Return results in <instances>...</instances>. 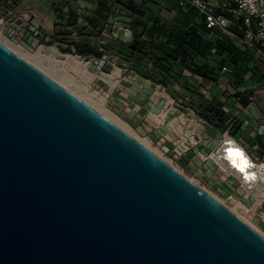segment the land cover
I'll use <instances>...</instances> for the list:
<instances>
[{
	"label": "water",
	"instance_id": "water-1",
	"mask_svg": "<svg viewBox=\"0 0 264 264\" xmlns=\"http://www.w3.org/2000/svg\"><path fill=\"white\" fill-rule=\"evenodd\" d=\"M0 264H264V234L0 39Z\"/></svg>",
	"mask_w": 264,
	"mask_h": 264
},
{
	"label": "rangeland",
	"instance_id": "rangeland-1",
	"mask_svg": "<svg viewBox=\"0 0 264 264\" xmlns=\"http://www.w3.org/2000/svg\"><path fill=\"white\" fill-rule=\"evenodd\" d=\"M77 1L84 4L86 9V12L77 11L76 13L78 29L86 30L92 37L103 40V42L110 40L107 52L99 58L92 55L81 56L74 51H62L57 42L46 43L50 39V29L54 26L53 21L58 19L56 15H65L72 5L76 8L71 0H0V35L2 34V39L22 46L27 52L38 54L41 58L48 57L53 63L64 68L70 78L83 85L86 93L103 103L108 114L122 121L131 135L136 136L145 144L148 143L149 148L157 151L167 162L169 161L184 174L201 186L203 185L215 198H219L227 206H234L235 201L227 198L226 189L223 190L220 178L224 172L228 173L227 178L233 177L232 179L236 177L235 174L223 170L213 161L203 160L199 154L211 150L209 143L212 138H205L197 133V129L205 127L206 122L191 106L193 92L186 91L184 88L186 81L192 79L190 71L187 68L181 70L175 62L169 63L166 58H160L153 74L160 72L163 75L169 74L172 85L168 88L160 83L151 82V78L138 74L133 67L130 68L133 59L128 60V57L132 54L126 51V45L122 46L125 41L132 40V28L124 27L125 23L122 20L124 18L121 17L122 14L118 16L112 0L106 1V4L111 6L109 14L104 18L98 17L97 25L86 26L84 13H91L96 6L95 0ZM140 1L133 0L134 3ZM146 6L149 7L145 15L148 19H155L161 23H171L177 19L178 8L171 0H148ZM114 16H116L115 20ZM40 24H43V30L39 29ZM200 34L204 40L214 39L205 30L200 29ZM41 36L45 41L41 42ZM119 49L122 53L115 56L114 52ZM211 50L210 59L207 60L199 54L193 57L191 53L187 58V63L190 66H194L193 63L204 64L207 61L212 63L207 66L214 69L216 80H207L199 89L209 99H221L220 75L223 71L231 70L232 66L226 51L215 45L211 46ZM125 51L126 56H123ZM142 52L145 51L141 50V56L144 57L147 67L153 68L154 64L148 62V55ZM70 56L80 58L87 63L84 73L68 65ZM250 57L253 58V62L260 65L259 70H264V62L259 61V58L253 54ZM191 58L194 59L192 63ZM248 63L250 64L248 66H246L247 63L244 64L242 69L252 70L251 64L253 63L251 61ZM223 65L229 70L224 69ZM147 67L143 69L146 74L149 72ZM179 74H182V77ZM226 81L229 80L226 79ZM239 129V125H234L233 133H237ZM248 139L250 141L251 137ZM178 146H181L182 150L189 147L186 151L188 149L199 151L198 159H192L194 164L189 160L179 162L178 155H175ZM243 192L244 190L237 191L234 196L239 197ZM239 214L264 234L263 220L244 213L241 208Z\"/></svg>",
	"mask_w": 264,
	"mask_h": 264
},
{
	"label": "trees",
	"instance_id": "trees-1",
	"mask_svg": "<svg viewBox=\"0 0 264 264\" xmlns=\"http://www.w3.org/2000/svg\"><path fill=\"white\" fill-rule=\"evenodd\" d=\"M73 3H77L71 0ZM107 0H95V8L91 10V13H84L86 25H97V18H104L109 14L111 6L106 4ZM115 4L114 10L116 11V5H120V10H123L122 19L127 26L132 28V40L125 41L122 46L126 45V51L132 55H129L128 60L133 59L130 68L136 70V72L147 78H151L152 82H157L164 87H170L171 81L169 74L163 75L162 72L153 74L154 68L159 64L160 58H166L169 63L175 62L178 68H187L190 71L191 81H186L185 90L191 91L195 94V102L191 105L198 107V115L203 116L209 123L215 126H223L226 117L222 112L223 102L218 98H205L203 92L199 87L207 80H216L214 76V69L207 65L212 64L210 61L204 64L193 63L194 66H190L187 63V58L192 53L193 57L197 54L205 57L207 60L212 55L211 46L219 47L221 50L227 52L229 63L233 64L234 68H238V60L243 58V50H241L236 44L227 39H207L204 40L200 34V29L208 32L204 26L202 20H196L197 14L193 11H184L174 3L178 8L177 19L174 22H159L155 19H148L145 17L149 11V7L146 6L147 0H141L138 3H134L133 0H112ZM77 9L74 5L69 8L65 15H56L57 20L53 21L54 26L50 29L49 42L47 44L57 42L59 48L62 51H74L81 56L92 55L96 58L101 57L107 52L110 45V40L105 42L98 40L96 37H92L89 32L84 29H78L77 27ZM59 16V17H57ZM39 29L43 30V24L39 25ZM76 33L73 34L72 32ZM44 35V34H43ZM41 42L45 41L41 36ZM141 50L145 51L148 55V62L154 64L153 68H148L147 63L143 56H141ZM123 56H126V52ZM147 52V53H146ZM115 56L120 55L121 49L114 52ZM194 59L191 58V63ZM161 66V65H160ZM149 69L146 74L144 68ZM168 69V67L166 68ZM182 77V74L180 75ZM202 99V100H201Z\"/></svg>",
	"mask_w": 264,
	"mask_h": 264
},
{
	"label": "built area",
	"instance_id": "built-area-1",
	"mask_svg": "<svg viewBox=\"0 0 264 264\" xmlns=\"http://www.w3.org/2000/svg\"><path fill=\"white\" fill-rule=\"evenodd\" d=\"M174 2L184 11L195 12L212 38L221 39L224 35L231 36L238 39L244 49H253L264 56V0H174ZM75 5L77 11L86 12L84 4L77 2ZM116 12L118 16L124 13L120 10V5H116ZM113 19L115 20L116 16ZM124 27L128 29L126 23ZM222 67L227 69L224 65ZM258 131L264 133V124L258 127ZM233 147L238 148L244 157V168L234 162ZM184 150L178 146L175 155L182 154ZM200 157L203 160L210 159L223 170L235 174L245 192L250 194L252 191L255 200L257 199L259 203L264 202V179L261 176L264 168L259 165L262 160L259 155L249 152L234 134H223L217 144L209 152H201ZM250 169L251 171L248 172ZM227 198L241 201L240 198L234 197L233 192H230ZM242 203L241 210L255 216L252 206Z\"/></svg>",
	"mask_w": 264,
	"mask_h": 264
},
{
	"label": "crops",
	"instance_id": "crops-1",
	"mask_svg": "<svg viewBox=\"0 0 264 264\" xmlns=\"http://www.w3.org/2000/svg\"><path fill=\"white\" fill-rule=\"evenodd\" d=\"M148 1V0H147ZM79 2V1H77ZM174 4V0H171ZM139 4V2H138ZM223 39H227L236 44L241 50H243V58L238 60V68H232L234 65L231 64V70L223 71L220 75L221 83V100L223 102L222 112L226 117L223 126H218L209 123L203 116V121L206 122L205 127L197 129L199 135H203L205 138H212L209 148H212L217 144L218 139L226 133L234 134L236 138L242 143V145L248 149L249 152L259 155V158L264 161V133L258 131V127L264 124V70L261 69L257 62H253V58L250 55H255L258 60L264 62V56L259 55L253 49H244L240 45V41L228 35H224ZM252 62V70L242 69V66L246 64L248 66ZM257 63V64H256ZM229 80V81H226ZM152 82V80H151ZM216 89H214L215 91ZM217 91V90H216ZM214 96V94H213ZM203 97L207 98L204 93ZM192 100L195 102V94ZM196 103V102H195ZM192 106V105H191ZM195 112L198 111V107L192 106ZM240 126L237 133H233V126ZM201 126V125H200ZM251 137V143L248 139ZM213 138L216 140H213ZM189 148V147H187ZM198 152L194 149H188L180 155H178L179 162L189 160L190 163L194 164L192 159H198ZM200 154V153H199ZM210 159H208L209 161ZM212 162V160H210ZM189 163V164H190ZM228 173L224 174L220 178L221 186L226 189L227 195L230 192L244 190L240 186V182L236 177H228ZM236 197V196H234ZM237 198H240L242 202L250 204L252 206V212L255 214L254 217L264 221V202L259 203L255 200L254 193L251 191L250 194L244 192Z\"/></svg>",
	"mask_w": 264,
	"mask_h": 264
},
{
	"label": "bare ground",
	"instance_id": "bare-ground-1",
	"mask_svg": "<svg viewBox=\"0 0 264 264\" xmlns=\"http://www.w3.org/2000/svg\"><path fill=\"white\" fill-rule=\"evenodd\" d=\"M1 35H0V39L2 41H4L11 49H13L15 52H18L20 54L22 53L32 63L37 64L42 70L51 74L60 83H62L65 87H69L71 90L76 92L79 96H81V98H83V100L85 99L88 103H91L100 112H103L104 114L109 116V118L112 119L117 125H120L122 128L127 130L126 125H124V123L122 121L116 120L115 118H113V116H111L110 114L107 113V111H106L107 108L105 109L103 107L104 106V105H102L103 103H101L100 101H97L90 94L86 93L83 85L76 82L74 79L70 78V76L66 73L64 68L53 63L52 60H50V58H48V57L41 58L38 54H32V53L27 52L22 46H18L17 44H13L11 42H8L6 39H2ZM86 64L87 63L85 61H83L82 59L77 58V57H72V56H70V60L68 63V65L70 67H72L74 70L79 71L81 73H84L86 71L85 70ZM232 154H233L234 162L237 165H239L241 168H244L245 159L241 155V153L239 152L238 148L233 147ZM259 165L264 168L263 162L260 163ZM249 171H251V169L248 170V172ZM248 172L246 171L247 174H248ZM261 176L264 179V172L261 174ZM229 208L232 209L234 212H237L239 214V209L243 208V203L240 202L239 200H237V201H235V205L229 206Z\"/></svg>",
	"mask_w": 264,
	"mask_h": 264
}]
</instances>
